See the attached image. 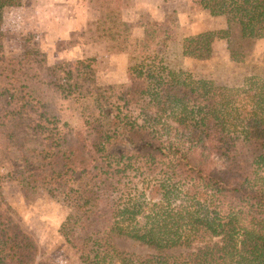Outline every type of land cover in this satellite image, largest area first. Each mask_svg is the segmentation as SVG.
Here are the masks:
<instances>
[{"label": "trees", "instance_id": "obj_1", "mask_svg": "<svg viewBox=\"0 0 264 264\" xmlns=\"http://www.w3.org/2000/svg\"><path fill=\"white\" fill-rule=\"evenodd\" d=\"M205 1L246 65L264 41V0ZM17 2L0 0V148L19 152L27 192L79 191L68 222L83 264H264V60L222 83L206 68L212 34L181 39L173 11L129 45L127 83L98 86L94 59L60 77L37 48L5 56L4 10ZM1 210L0 264H40Z\"/></svg>", "mask_w": 264, "mask_h": 264}, {"label": "rangeland", "instance_id": "obj_2", "mask_svg": "<svg viewBox=\"0 0 264 264\" xmlns=\"http://www.w3.org/2000/svg\"><path fill=\"white\" fill-rule=\"evenodd\" d=\"M102 5L101 0H18L14 7L4 10L5 56L16 59L26 46L37 48L45 55L47 66L60 77L94 59L96 85L122 86L127 83L129 45L144 34L148 25L176 11L181 39L212 34L214 56L206 68L222 83H236L237 77L246 74V66H261L264 60L261 41L246 65L232 63L226 18L213 16L205 0H122L118 8L110 2ZM123 23L130 27H123ZM19 137L29 140L26 149L36 148L40 141L33 133L23 132ZM22 174L19 152L0 148L1 211L33 238L40 264H83L84 252L72 243L77 228L68 222L80 199L79 191L71 187L51 194L27 192ZM5 241L0 230V244ZM115 243L119 250L142 257L153 253L134 240L116 238Z\"/></svg>", "mask_w": 264, "mask_h": 264}]
</instances>
